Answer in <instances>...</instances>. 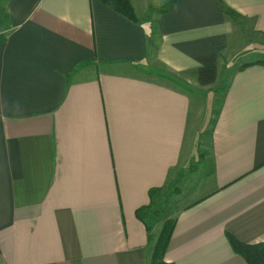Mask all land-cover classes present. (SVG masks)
Here are the masks:
<instances>
[{
	"label": "crops",
	"instance_id": "crops-1",
	"mask_svg": "<svg viewBox=\"0 0 264 264\" xmlns=\"http://www.w3.org/2000/svg\"><path fill=\"white\" fill-rule=\"evenodd\" d=\"M168 1L130 0L137 22L101 0L7 2L0 264H151L135 212L153 188L167 264H246L227 233L264 244V59L221 66L264 45V0Z\"/></svg>",
	"mask_w": 264,
	"mask_h": 264
},
{
	"label": "trees",
	"instance_id": "trees-1",
	"mask_svg": "<svg viewBox=\"0 0 264 264\" xmlns=\"http://www.w3.org/2000/svg\"><path fill=\"white\" fill-rule=\"evenodd\" d=\"M9 0H0V43L4 42L7 34L11 30V23L9 15L6 10V4ZM117 13L126 17L132 22H137L136 15L130 0H101ZM175 0H169L166 6L161 10L167 11L173 5ZM225 14L230 18H237L238 15L230 10H226ZM264 64V60L260 61ZM162 190L160 188H153L148 191L150 202L136 210V217L142 221L146 227L148 234V241L152 242L150 251V263L151 264H167L163 257L167 249L169 239L174 227V219L165 218L158 230L157 235H152V230L156 221L160 220L161 215L165 214L164 207L157 208L155 199ZM168 193V191H166ZM226 239L232 251L241 256L246 264H264V244H244L237 240L233 235L226 234Z\"/></svg>",
	"mask_w": 264,
	"mask_h": 264
},
{
	"label": "rangeland",
	"instance_id": "rangeland-1",
	"mask_svg": "<svg viewBox=\"0 0 264 264\" xmlns=\"http://www.w3.org/2000/svg\"><path fill=\"white\" fill-rule=\"evenodd\" d=\"M149 28V34L150 36L154 37V23H150L148 25ZM253 39H250V43L251 44H246V50L243 53H236L232 50H227L223 56H222V61H221V66L224 68V73H229L232 72L234 69H237L239 67H241L242 65H244L246 62L248 61H254L257 59H264V45L263 46H258L256 45V48H251L253 46ZM255 44V43H254ZM196 152V156H194V159H192L191 162H193L192 164H195L194 162H198V154L200 153V151H195ZM204 160V159H203ZM203 162V168H206L207 166V160L202 161ZM201 161L198 162V164L200 165ZM191 167H193L192 165H186L185 172L188 173V171L191 169ZM207 169V168H206ZM167 195V194H166ZM164 198V197H163ZM162 200V199H161ZM157 208H162L163 207V202L160 201L156 204ZM166 217L165 215H161L160 220H163V218ZM168 217H171V215L169 214ZM158 220V221H160ZM157 229H155V233L157 234Z\"/></svg>",
	"mask_w": 264,
	"mask_h": 264
}]
</instances>
